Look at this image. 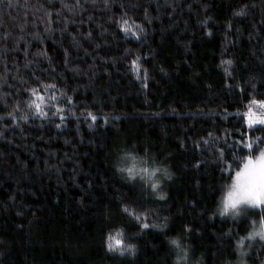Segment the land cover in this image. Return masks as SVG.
<instances>
[{"label":"trees","instance_id":"1","mask_svg":"<svg viewBox=\"0 0 264 264\" xmlns=\"http://www.w3.org/2000/svg\"><path fill=\"white\" fill-rule=\"evenodd\" d=\"M244 5L246 15H234ZM124 13L143 25L141 40L119 30ZM136 57L141 75L148 70L147 88L132 71ZM33 73L72 97L66 114L75 115L60 128L59 117L30 116L17 127L6 115L26 99L17 90ZM251 82L264 84V0H108L107 7L105 0H0V264H172L169 240L185 224L195 258L234 262L247 224L218 216L221 186L230 181L217 148L225 132L232 143L244 130L235 114L246 92L236 85L251 91ZM132 149L167 160L165 200L116 171ZM117 197L130 209H159L168 228L138 235ZM117 229L137 246L135 257L106 251ZM257 256L264 260L260 245L248 264H259Z\"/></svg>","mask_w":264,"mask_h":264},{"label":"snow or ice","instance_id":"2","mask_svg":"<svg viewBox=\"0 0 264 264\" xmlns=\"http://www.w3.org/2000/svg\"><path fill=\"white\" fill-rule=\"evenodd\" d=\"M78 3V0H77ZM11 6V5H10ZM66 6V5H65ZM108 6V0H105V7ZM123 7V5H121ZM244 5L239 11L234 12L236 16L246 15ZM124 13L117 21L119 30L124 33L125 38H132L137 41L141 40V33L144 27L141 24L125 18ZM145 20H148V13L145 10ZM151 23L150 20H148ZM207 25V20L202 22ZM231 24H229V28ZM90 35V33H89ZM207 35L211 36V30L207 31ZM140 57L131 61L132 71L136 73V79L140 80L144 88L148 87V70L143 69L141 75ZM232 60H222L221 65H232ZM27 67V65H26ZM163 71V69H161ZM226 77L232 78V73L228 68H224ZM22 83L28 85L22 90L18 89V93H26V99H17L12 106V110L6 113L11 118V124L19 127V120L27 122L29 117L49 120L51 117H59L61 123H57L56 128L67 119V115H75V113L66 114V106L73 104L72 97L61 92L57 95L58 88L54 82H47L40 76L33 73L31 84L21 78ZM249 83V81H245ZM231 87V85H226ZM242 92H246L247 102L243 104L244 111L237 112L235 115L242 121L243 131L237 129L239 133L238 139H233L232 143L228 142L227 137L233 133H224V144L217 148L218 162L220 171L227 173L226 180L230 181L221 186V195L218 198L216 210L222 217H230L233 221L245 218L247 228L244 235L237 234L233 253L236 260H225L223 264H248L251 258V250L256 245L264 248V91H260L264 84L258 87L257 83L251 82V91H247L241 85L237 84ZM7 95H11L10 93ZM65 105V106H61ZM7 107V105H5ZM24 114L17 116V113ZM230 115L225 109L224 118ZM88 116L92 121H96L97 117L91 112ZM5 119L0 116V121ZM7 127V124H5ZM259 133V134H257ZM212 133H209V137ZM216 139H220L217 137ZM215 141H213V144ZM205 145H209L208 140H204ZM200 145L197 144V147ZM231 159H228V156ZM236 165L233 168V165ZM200 162L197 161L196 166L199 167ZM116 171L121 175L122 179L128 182H139L142 192L152 195L158 200H165L163 193V182L171 181L172 174L167 167V160L157 161L147 151L144 156H140L136 149H132L124 153L120 158V163L116 167ZM122 205L121 211L129 216L140 229L142 234L145 230H157L164 233L169 226V217L161 216L159 209L150 207H134L129 208L124 200L117 197ZM215 215V213H213ZM211 218V217H210ZM192 232L189 225L185 224L181 230L179 238H172L169 244L173 246L169 255L173 256L172 264H204L203 257L195 258L194 251L184 241V237ZM231 235V229L225 233ZM106 251L120 256L129 255L135 257L137 246L133 243L126 242V235L123 229H117L114 233L109 232L105 239ZM259 264H264V260H260L257 256Z\"/></svg>","mask_w":264,"mask_h":264},{"label":"rangeland","instance_id":"3","mask_svg":"<svg viewBox=\"0 0 264 264\" xmlns=\"http://www.w3.org/2000/svg\"><path fill=\"white\" fill-rule=\"evenodd\" d=\"M218 216H220L219 213H218ZM221 217H222V216H221ZM224 218H230V217H224Z\"/></svg>","mask_w":264,"mask_h":264}]
</instances>
